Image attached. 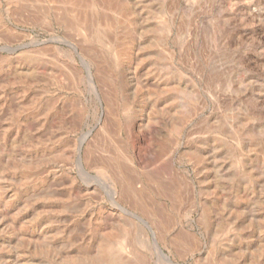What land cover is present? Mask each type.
Segmentation results:
<instances>
[{"label":"rangeland","instance_id":"1","mask_svg":"<svg viewBox=\"0 0 264 264\" xmlns=\"http://www.w3.org/2000/svg\"><path fill=\"white\" fill-rule=\"evenodd\" d=\"M0 264H264V0H0Z\"/></svg>","mask_w":264,"mask_h":264},{"label":"bare ground","instance_id":"2","mask_svg":"<svg viewBox=\"0 0 264 264\" xmlns=\"http://www.w3.org/2000/svg\"><path fill=\"white\" fill-rule=\"evenodd\" d=\"M76 2V1H75ZM76 5H77V3H76ZM95 12L97 13V9H95ZM105 15V14H104ZM103 22H104V25L105 26H112L111 24V22H109L108 23V21L106 20V18H105V20L103 19ZM87 29V28H86ZM94 40V39H93ZM96 56V55H95ZM98 57H99V55H98ZM101 57V56H100ZM101 61V60H100ZM103 62V61H102ZM84 65V64H83ZM110 73V72H109ZM88 74H89V72H88ZM105 76V75H104ZM90 77V76H89ZM107 77V76H106ZM110 83V82H109ZM107 84V83H106ZM109 87V86H108ZM104 93V92H103ZM113 92L112 91H110V94H112ZM109 95V94H108ZM109 98H110V96H109ZM114 98V97H113ZM113 101H111V103H112ZM110 105V104H109ZM114 105V104H113ZM114 112V111H113ZM115 115H116V113H115ZM113 116V115H112ZM112 120V119H111ZM113 121V120H112ZM127 122V121H126ZM117 123V122H116ZM114 125V124H113ZM116 126V125H115ZM133 128V126H131V125H128V127H127V134H128V136L129 137H131V138H133V136H130V134H131V129ZM117 129V128H116ZM111 131V130H110ZM114 132H116L117 133V131H114ZM104 139L105 140H108V138H109V141H110V139H111V135H110V132H109V130H108V128H105L104 129ZM104 140V141H105ZM112 141V140H111ZM114 141V140H113ZM113 144V143H112ZM104 146H106V145H104ZM138 150H140V147L138 148ZM115 153H120V150H118V148H114V154ZM113 158H115L114 156H113ZM168 161H169V158H168ZM113 171H131L130 170V166H131V168L133 169V170H135V168H133V165L131 164H128L127 165V167H124V165H122L121 164V161H119L118 159H117V161L115 162V160H114V162H113ZM132 170V171H133ZM136 171V170H135ZM126 173L124 172V173H122V172H119V180L121 181V183H122V185H125V191L127 192V194H128V192L131 194V195H133V196H136L137 198V200L142 204V205H145L146 207H147V211H148V213L152 216V217H154V218H159V219H161L162 221H164V219H165V217L163 216L164 214H163V212H161V209H160V206L158 205V204H152V203H150V204H148V202L146 203L145 201H146V199L144 198H142L143 196L141 195V190H136L135 189V186L133 187L132 186V182H131V180L129 179V178H127L126 177V175H125ZM170 175L172 176L173 175V173L171 172L170 173ZM153 177V176H152ZM159 180V179H158ZM156 181L155 183H154V185H155V188H156V190H159L160 189V194H164L165 193V190H164V188H163V185L159 182V181H161V180H159V181ZM172 181H174V179H172ZM143 199V200H142ZM146 204H148V205H146ZM157 221V220H156ZM207 222V221H206ZM161 223H163V222H161ZM121 230V229H120ZM118 232V231H117ZM122 232H123V230L122 231H120V233H118V234H120V237L123 239V240H125L124 239V236L125 235H123L122 234ZM128 232V231H127ZM117 234V235H118ZM127 234V233H126ZM116 235V236H117ZM115 236V237H116ZM113 237V236H112ZM116 238H118V237H116ZM128 238V237H127ZM176 239H177V242L178 243H180V240L182 241L181 242V244H186L187 242H185L184 240L186 239V235H184V236H180V238H177L176 237ZM192 240V238H190L188 241H191ZM120 241V240H119ZM107 246V245H106ZM183 246V245H182ZM156 250V249H155ZM159 252V251H158ZM143 263V262H142Z\"/></svg>","mask_w":264,"mask_h":264}]
</instances>
